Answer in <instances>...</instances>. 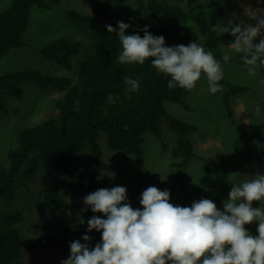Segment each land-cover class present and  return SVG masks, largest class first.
I'll list each match as a JSON object with an SVG mask.
<instances>
[{"label":"trees","instance_id":"obj_1","mask_svg":"<svg viewBox=\"0 0 264 264\" xmlns=\"http://www.w3.org/2000/svg\"><path fill=\"white\" fill-rule=\"evenodd\" d=\"M84 4L99 5L110 0H80ZM184 0H134L136 11L133 22V5L122 3L115 15L97 32L92 54L84 59L76 70L74 82L65 77L45 76L36 70L11 71L0 74V90H5L16 98L22 97L20 85L33 83L40 88H52L61 93L55 102L54 116L32 127L22 129L17 136V146L9 151V167L0 170V198L12 200L16 187L22 177H32L37 166H42V202L46 211L54 214L58 211L74 210V206L58 197L59 188L72 191L98 190L101 184L93 180H80L72 183L62 181L68 166L82 150V142L88 140L91 146V158L95 165L108 170V165L101 159L97 144L93 141L97 131L106 133L109 149L133 154L136 163L143 167V135L152 133L158 140L166 139L171 134V155L178 161L173 166L179 171L176 180L181 188L182 172L190 160L195 157L190 134L198 128L169 114L164 102L169 100L183 104L187 90L180 87L168 88L171 77L158 73L151 60L143 65H121L118 55L122 45L117 33H108L105 25L117 29L118 21L130 24L126 35L139 34L148 28L150 34L163 36L166 46L196 42L192 35L193 27H198L205 38L200 44L206 51L222 61L218 49L220 42L233 41L228 34L213 32L212 28L222 21L226 8L240 10L236 0H214L208 7L189 0L185 6L179 5ZM38 6L48 8L44 0H10V4L0 12V60L13 48L22 46L21 37L28 26L30 10ZM69 19L79 25H95L91 15L69 11ZM78 42L69 43L56 39L41 50L46 60L59 63L70 69L69 56L78 52ZM242 55H235L231 60L242 63ZM263 71L264 67H258ZM138 80L139 90L128 91L124 77ZM222 86V105L228 115L231 113L230 98L243 92L246 86L234 84L225 77L219 82ZM118 97L114 103L108 102V96ZM7 113L0 98V115ZM129 202V198H128ZM264 203V202H263ZM20 212L6 215L0 226V264H18L20 249H42L52 246L70 251V236L83 237L87 234L101 242L102 234L87 229L65 227L60 239L48 237H23L18 234L16 224L21 221ZM56 260L52 264H61Z\"/></svg>","mask_w":264,"mask_h":264},{"label":"rangeland","instance_id":"obj_2","mask_svg":"<svg viewBox=\"0 0 264 264\" xmlns=\"http://www.w3.org/2000/svg\"><path fill=\"white\" fill-rule=\"evenodd\" d=\"M49 7L34 6L30 10L28 26L21 37L22 46L13 48L0 60V74L11 71L36 70L45 76L65 77L71 83L76 79V70L79 64L88 58L93 51V43L98 30L107 23L118 11L122 3L129 2L133 5V22L136 5L134 0H110L98 6L84 4L80 0H44ZM146 1V0H144ZM191 1V0H190ZM184 0L179 3L185 6L190 2ZM214 0H194L195 3L208 8ZM240 10L226 8L223 24L226 26L229 20L234 24L243 21L245 24H255L256 21L248 15L254 14L259 9L264 11V0H236ZM10 0H0V12L7 8ZM69 11L79 12L83 15H91L96 19L95 25L82 26L71 21L67 15ZM192 35L196 43L201 44L205 34L196 26ZM56 39H64L69 43L78 42L79 50L69 56L70 69L61 64L46 60L41 50ZM264 35L257 37L253 43L258 44ZM227 47L229 42H220L218 49L222 56L224 52L233 58L242 55L221 48ZM231 58V59H232ZM224 77L238 85L248 86V95L253 103V83L261 77L259 69L256 74L250 76L247 68L242 63L233 60L222 63ZM22 97L16 98L5 90H0V98L3 100L7 113L0 115V170L9 167L7 154L17 146L18 133L27 127H32L56 114L55 102L61 93L52 88H40L33 83L23 82L20 85ZM221 91L211 94L205 76H201L196 87L187 90L183 97V104L173 101H165L164 108L172 116L198 128L190 134L195 157L190 160L182 172L181 188L176 180L179 171L173 166L178 161L171 155V144L166 134V139L161 143L152 133L143 135L144 165L140 167L133 154L109 149L106 141V133L98 130L93 141L97 144L101 159L108 165V170L95 165L91 158V146L86 139L82 142V150L77 158L68 166L62 181L72 183L80 180H93L101 184L103 188L111 189L115 186H123L127 189V197L130 205L141 208L139 203L141 194L149 186H155L161 191L169 190L170 203L182 207H190L193 202L202 198L212 200L219 210H223V202L228 200L231 184L242 182L257 174L253 168L261 169L259 138L260 133L248 128H237V125L253 124V107L249 110L244 107L248 98L242 94L233 99L234 107L244 108L233 120L229 119L221 104ZM235 125V128L234 126ZM253 140L250 147L245 145L233 147L235 141L248 142ZM252 160L251 168L249 161ZM104 173L101 179H97ZM42 166L39 164L35 175L22 177L15 190L12 200L0 198V226L6 215L20 212L21 221L16 224L18 234L23 237H48L58 239L62 237L63 229H87V221L94 213L85 208L83 198L95 190L72 191L67 188H59L58 197L74 206L72 211H58L50 214L46 211L42 202ZM263 202H254L253 207L258 208ZM78 215H82L85 223L81 225ZM100 215L102 214H95ZM247 231L257 235L258 222L245 225ZM79 240L85 243L82 237L70 236V243ZM93 248L98 243L91 238L88 242ZM70 256L67 249H58L48 246L42 249H20L18 264H52L56 260H66Z\"/></svg>","mask_w":264,"mask_h":264},{"label":"clouds","instance_id":"obj_3","mask_svg":"<svg viewBox=\"0 0 264 264\" xmlns=\"http://www.w3.org/2000/svg\"><path fill=\"white\" fill-rule=\"evenodd\" d=\"M256 23L225 26L218 21L212 31L228 34L233 41L221 48L242 54L241 60L248 74L254 76L258 67H264V11L255 10L248 15ZM117 29L105 25L108 33H117L122 45L118 55L121 65H143L151 60V66L160 74L170 76L168 88L192 90L201 76H205L211 94L222 91L224 78L221 60L213 52L206 51L199 43L187 46H166L163 36L150 34L126 35L130 24L117 22ZM224 52L222 61L231 60ZM128 91L139 90V82L124 77ZM118 97L108 96L114 103ZM98 176L97 179H101ZM254 202H264V175L257 174L242 182L231 184L228 200L223 210L209 199L202 198L190 207L170 203L169 190L161 191L149 186L141 194V208H133L128 202L127 189L115 186L100 188L83 198L85 208L94 215L87 221V231L100 232L101 242L89 247L91 237L70 244V256L61 264H264V205L253 207ZM95 214H102L95 215ZM81 225L85 223L78 215ZM258 222L257 235L250 234L245 225Z\"/></svg>","mask_w":264,"mask_h":264},{"label":"crops","instance_id":"obj_4","mask_svg":"<svg viewBox=\"0 0 264 264\" xmlns=\"http://www.w3.org/2000/svg\"><path fill=\"white\" fill-rule=\"evenodd\" d=\"M259 72L261 74V77L258 78V80L253 83V103H252V99H250V95H248V89H250V87L246 86L247 89L245 91L236 93L233 96H231V98H230L231 113H230V115H228L226 113V115L229 119L233 120L234 115L236 117L241 112H245L244 108H241V107L236 106V105L234 107L233 99L236 96H240L242 94H244L248 98V102H245L243 106L244 107L248 106L247 108L249 110H251L253 107V115L250 114V116L251 117L253 116V119H254L253 124H247L246 123L244 125H237V128L241 127L243 129H245L247 127L249 133L251 131L256 132V133L257 132L260 133V135L258 136L259 148H260L259 155L261 156V162L264 163V69H263V71H261L259 69ZM221 97H222V93H221ZM221 104H222V100H221ZM222 107H223V105H222ZM223 109H224V107H223ZM224 111H225V109H224ZM233 126L235 128V125H233ZM238 144L241 145V147H242V145L249 147V149L252 150V155H253V148L250 147L251 144L253 145V140L248 141L247 143L235 141L233 144V147L237 149L236 146H238ZM251 164H252V160L249 161L250 168H251ZM253 173L264 174V165L259 170L253 168Z\"/></svg>","mask_w":264,"mask_h":264}]
</instances>
